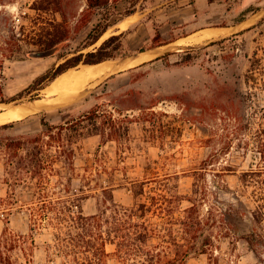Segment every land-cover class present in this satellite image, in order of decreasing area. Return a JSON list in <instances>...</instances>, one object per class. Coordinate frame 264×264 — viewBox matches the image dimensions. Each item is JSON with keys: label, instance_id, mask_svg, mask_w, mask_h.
I'll return each mask as SVG.
<instances>
[{"label": "rangeland", "instance_id": "1", "mask_svg": "<svg viewBox=\"0 0 264 264\" xmlns=\"http://www.w3.org/2000/svg\"><path fill=\"white\" fill-rule=\"evenodd\" d=\"M39 1L0 0L5 98L25 89L39 69L44 72L65 57L95 50L109 37L120 35L109 48L117 46L116 57L106 60H110V71L87 79L68 97L59 93L42 97L43 91H39L40 100L31 101V95L26 94L7 105L23 104L33 112L12 121L13 127L0 129V138L43 130L42 119L65 124L97 103H106L116 117L132 120L129 133L114 140L96 134L93 126L85 123L84 137L73 141L75 168L56 164L65 178L72 177L70 195H82L80 188L90 179L91 187L85 189L88 197L81 201L84 213L96 212L94 195L100 186H113L115 200L131 206L135 202L130 190L134 180L147 181L148 193L169 196H191L196 181L206 191L203 214L207 216L211 210L218 217L217 221L210 219L207 226V233L215 236V245L206 253L192 254L186 264H261L247 244L224 227L230 222L239 223L241 230L251 227L248 213L240 219L231 209L234 206L247 212L253 207L249 195H242L241 176L250 169H264L260 152L264 149V0H109L108 21L112 25L88 47H84L87 35L105 19L102 3L107 0H64L70 38L53 48L52 55L35 58L31 53L41 50L34 44L38 34L63 20L60 13L36 11L33 7ZM89 3L101 4L92 8L91 21L81 29L82 11ZM218 27L229 30L196 40L202 30ZM157 32L161 34L159 45L154 40ZM143 55L147 57L136 62ZM84 65L88 64L82 63L70 73L71 79ZM253 67L256 72H251ZM1 100L0 96V109L5 106ZM9 155L0 152V233L9 228L15 234L28 235L27 204L35 200L34 189L7 171ZM189 205L186 199L177 203L176 215L181 216ZM222 220L224 227L220 226ZM45 239L35 234L37 247L31 264L59 262H47ZM107 250V264H122L114 245H108ZM11 256L14 264L28 263L20 247L12 250Z\"/></svg>", "mask_w": 264, "mask_h": 264}, {"label": "trees", "instance_id": "2", "mask_svg": "<svg viewBox=\"0 0 264 264\" xmlns=\"http://www.w3.org/2000/svg\"><path fill=\"white\" fill-rule=\"evenodd\" d=\"M108 2L109 0L102 3L106 8L105 19L88 33V42L84 47L96 43L112 25L108 21ZM100 4L89 3L82 11L81 29L91 21L95 13L92 8ZM33 8L38 12L60 13L63 18L52 24L53 29L38 34L34 44L39 49L56 48L70 38L64 0H40ZM132 13L133 11L129 14ZM119 38L120 35H113L95 50L65 57L61 63L37 75L25 89L9 99L5 98L2 88L5 61L0 59L1 103H17L26 94L31 95V101L40 99L39 91L69 69L82 63L93 65L116 57L117 46L109 48ZM160 38L161 34L157 32L154 40L158 41ZM157 43L162 44V41ZM251 72H256V67ZM106 105L97 103L89 112L65 124L56 125L42 119L45 127L43 130L22 134L17 138H0V152H10L5 159L7 171L15 174L25 187L33 188L35 196V200L27 204L29 234H15L9 228L0 233V264H14L11 251L17 247L24 251L28 258L27 264H31L32 254L37 247L36 233L46 237L47 262L55 263L58 259L57 264H107L110 255L107 247L110 244L114 245V253L122 264H186L192 254L206 253L215 245V236L207 233V226L210 225V219L217 221L218 217L211 210L207 216L203 214L206 191L196 181L191 196H169L162 192L148 193L145 189L147 181L134 180L130 190L135 202L131 206L115 200L113 186H100V191L94 195L96 212L91 214H85L81 204L88 197L85 189L91 187L89 178L85 179L80 188L82 195L69 194L72 177L65 178L56 164L62 162L71 169L75 168L73 141L84 137L85 123L91 124V130L96 134H107L114 140L129 133V123L132 120L128 116L116 117ZM13 126L14 122H10L0 125V129ZM261 146L264 147V143ZM260 152L264 161V149ZM241 181L242 195H249L253 207L244 212L232 206L231 211L240 219L248 213L251 227L241 230L236 222H230L224 227L226 223L223 220L220 221V226L226 228L238 241H244L261 264H264V169L244 171ZM55 187L59 191H55ZM239 198L240 195L237 199ZM183 199L188 200L190 205L182 210L181 216H177V203ZM3 248H7L6 252Z\"/></svg>", "mask_w": 264, "mask_h": 264}, {"label": "bare ground", "instance_id": "3", "mask_svg": "<svg viewBox=\"0 0 264 264\" xmlns=\"http://www.w3.org/2000/svg\"><path fill=\"white\" fill-rule=\"evenodd\" d=\"M128 18H131V17H128ZM125 21H126V19L123 20L122 23ZM228 30H229L228 28H219V27L218 28H207V29H204L200 32V34L196 37V40H198V39H206L207 40V38L217 37V36H220V35L227 33ZM191 37L195 38V35L191 36ZM187 38H182L181 40H186ZM146 57H147L146 55H143L139 59H137L136 62L142 61ZM109 62H110V60L109 61H103L101 63L93 64V65H84L85 69L82 72H80V74H78L74 79H71L70 73L76 68L69 69L67 72H65L62 75H60L59 77H57L45 89H42V90H45V92L48 96H49V94L52 95V93H59V94H61L60 95L61 97L62 96L68 97V96L76 93L77 90H79L82 87L83 83H85L87 79L94 77L96 75L101 76L100 74H102L103 72H106L108 70L110 71L112 66L108 64ZM91 81H93V80H91ZM8 108L6 111L0 112V125L21 119V118L27 116L31 111L33 112L32 107L25 106L23 104L13 105L9 109Z\"/></svg>", "mask_w": 264, "mask_h": 264}, {"label": "water", "instance_id": "4", "mask_svg": "<svg viewBox=\"0 0 264 264\" xmlns=\"http://www.w3.org/2000/svg\"><path fill=\"white\" fill-rule=\"evenodd\" d=\"M54 53V49H45V50H38L31 53L32 57L35 58H44L52 55Z\"/></svg>", "mask_w": 264, "mask_h": 264}, {"label": "crops", "instance_id": "5", "mask_svg": "<svg viewBox=\"0 0 264 264\" xmlns=\"http://www.w3.org/2000/svg\"><path fill=\"white\" fill-rule=\"evenodd\" d=\"M36 62V61H35ZM43 63H35V65H42ZM43 70L44 69H39L36 73H34L32 76L33 77H35V76H37L38 74H40V73H42L43 72ZM43 91V93H42V97H45V96H47V94H46V92H45V90H42ZM40 100V99H39ZM11 103H5L4 105V107H2V109H0V112H2V111H6L7 110V108L9 107L10 108V106H7V105H10ZM16 105H19V104H16ZM6 107V108H5ZM8 108V109H9Z\"/></svg>", "mask_w": 264, "mask_h": 264}]
</instances>
